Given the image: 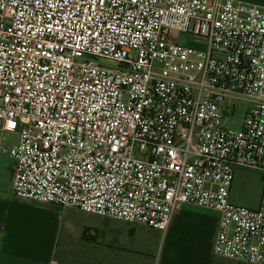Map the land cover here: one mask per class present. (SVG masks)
<instances>
[{"label":"built area","instance_id":"built-area-1","mask_svg":"<svg viewBox=\"0 0 264 264\" xmlns=\"http://www.w3.org/2000/svg\"><path fill=\"white\" fill-rule=\"evenodd\" d=\"M240 97L252 105L227 128ZM14 132L0 154L17 197L162 233L182 204L211 208L214 253L264 263V5L0 0V134ZM239 168L261 174L258 208L231 201Z\"/></svg>","mask_w":264,"mask_h":264},{"label":"crops","instance_id":"crops-1","mask_svg":"<svg viewBox=\"0 0 264 264\" xmlns=\"http://www.w3.org/2000/svg\"><path fill=\"white\" fill-rule=\"evenodd\" d=\"M0 136L1 146L5 136ZM220 219L217 210L184 203L175 211L166 233L143 224L128 232L123 226L127 222L17 197L13 176L0 172V264H68L61 252L63 238L67 244L78 242L88 250H134V245L147 239L135 238L128 247L131 234L136 237L141 229L157 237L158 243V235L163 236L157 264H249L214 253Z\"/></svg>","mask_w":264,"mask_h":264},{"label":"rangeland","instance_id":"rangeland-1","mask_svg":"<svg viewBox=\"0 0 264 264\" xmlns=\"http://www.w3.org/2000/svg\"><path fill=\"white\" fill-rule=\"evenodd\" d=\"M242 1L264 5V0ZM176 39L182 44L198 49H204L206 47V39L195 37L191 34L181 33L176 37ZM95 60L105 65H116L115 62L105 58H95ZM232 105H235L233 111L232 113H229L225 116L224 124L227 128L239 130L242 127L246 110L250 105H252V103L247 97H240L234 99ZM4 136V139L1 140V146L3 148H11L19 142L18 132L6 133L4 134ZM13 163V159L8 154H0L1 173H5L6 175L8 174L11 176L12 170L10 167L13 165ZM262 187L263 182L261 174L259 172L250 169L239 168L235 171L234 182L231 191V201L235 205L248 208H258L262 194ZM88 217L92 216L89 215ZM123 226H126L125 229L128 232L135 230L138 227V225L132 223L125 224ZM139 237H144L147 239L145 240L144 244L134 245V250H120L115 248L113 250H110V252H105L100 248L88 250L86 246L77 245L78 242L67 244V242L63 238L61 242V252L63 253V255H66V262L68 264H157V260L161 250L160 246L162 242H164L163 236L158 235V243L157 237H152L145 229H141L138 230L136 234V239ZM133 244L134 243H130L129 241L128 247L133 246ZM143 248L149 251L152 256L149 257L137 253L142 252L147 254ZM155 248L156 251L155 253H153V250H155Z\"/></svg>","mask_w":264,"mask_h":264},{"label":"trees","instance_id":"trees-1","mask_svg":"<svg viewBox=\"0 0 264 264\" xmlns=\"http://www.w3.org/2000/svg\"><path fill=\"white\" fill-rule=\"evenodd\" d=\"M136 237H134V235L131 234V239H130V243H132L135 240ZM144 256H148L147 254H142ZM150 257V256H149Z\"/></svg>","mask_w":264,"mask_h":264}]
</instances>
